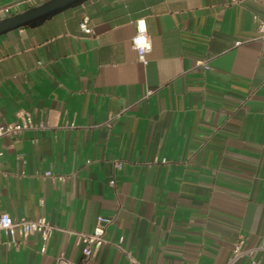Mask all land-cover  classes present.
I'll use <instances>...</instances> for the list:
<instances>
[{"label":"crops","instance_id":"crops-1","mask_svg":"<svg viewBox=\"0 0 264 264\" xmlns=\"http://www.w3.org/2000/svg\"><path fill=\"white\" fill-rule=\"evenodd\" d=\"M254 15L264 19L253 0H93L0 37V124L34 125L0 139V215L59 229L17 244L0 233V264L80 263L77 237L63 231L90 233L99 216L113 224L88 264H226L237 240L260 245L264 41ZM137 22L152 43L146 67L131 44Z\"/></svg>","mask_w":264,"mask_h":264},{"label":"built area","instance_id":"built-area-1","mask_svg":"<svg viewBox=\"0 0 264 264\" xmlns=\"http://www.w3.org/2000/svg\"><path fill=\"white\" fill-rule=\"evenodd\" d=\"M36 0H22L6 6L0 7V21L34 7L33 4ZM259 4L264 10V0H253ZM253 20L256 24L258 39L264 41V19L254 15ZM81 31L86 35H92L93 29L90 25V19L84 17L80 23ZM132 48L137 54L138 62L143 66H148V55L152 51V43L150 36L147 33L146 27L143 22H137L136 35L133 37ZM239 45V43H238ZM204 71H209V60H203L198 63ZM151 94V93H149ZM34 125L30 117L25 116L17 123L13 124H0V139L10 138L15 139L18 135L26 130L33 129ZM2 154L0 153V156ZM166 161H163L165 163ZM45 178L57 179L60 182L65 180L64 177H57L51 171L44 175ZM113 224V218L99 216L96 219L94 229L90 233H74L71 231H63L68 234H74L77 237L78 244L82 250V260L80 263H75L59 255L57 257V264H88L90 263L100 248L105 243L104 235L107 229ZM59 230L51 225L45 219L31 221L24 218L14 219L10 215L4 213L0 215V233L5 235L11 244H17L19 239H26L30 236L39 235L44 241H47L54 231ZM130 261L135 262L133 257L127 255ZM264 256V239L260 245L256 247H249L246 239L237 240L232 249L230 258L226 264H239L244 260H249L250 264H261V257Z\"/></svg>","mask_w":264,"mask_h":264},{"label":"water","instance_id":"water-1","mask_svg":"<svg viewBox=\"0 0 264 264\" xmlns=\"http://www.w3.org/2000/svg\"><path fill=\"white\" fill-rule=\"evenodd\" d=\"M90 1L93 0H48L0 21V37L20 29L40 27L56 16Z\"/></svg>","mask_w":264,"mask_h":264}]
</instances>
